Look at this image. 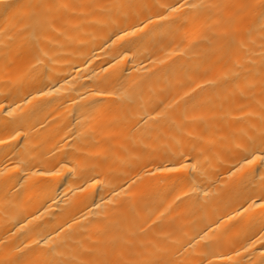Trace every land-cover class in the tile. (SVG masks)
Segmentation results:
<instances>
[{
  "label": "bare ground",
  "instance_id": "obj_1",
  "mask_svg": "<svg viewBox=\"0 0 264 264\" xmlns=\"http://www.w3.org/2000/svg\"><path fill=\"white\" fill-rule=\"evenodd\" d=\"M0 264H264V0H0Z\"/></svg>",
  "mask_w": 264,
  "mask_h": 264
}]
</instances>
